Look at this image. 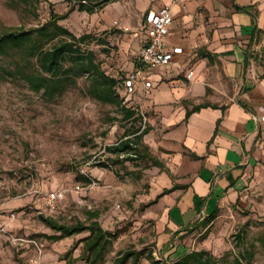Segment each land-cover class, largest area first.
<instances>
[{
    "label": "rangeland",
    "instance_id": "374dc122",
    "mask_svg": "<svg viewBox=\"0 0 264 264\" xmlns=\"http://www.w3.org/2000/svg\"><path fill=\"white\" fill-rule=\"evenodd\" d=\"M140 1L116 0L91 14L74 9L58 23L76 36L89 33L91 39L82 47L94 52L106 74L123 78L141 45ZM69 5L66 0L30 4L0 0V35L40 27L51 12L64 14ZM58 40L37 38L35 45L46 49ZM24 63L37 69L35 55L17 50L0 55V264H65L68 250L74 264H88L80 258V239L89 231L54 240L50 237L58 232L46 224V217L66 225L96 220L116 233L97 264H110L128 250L142 252L136 264H152L149 256L155 264H171L184 253L201 249L221 264H230L235 257L242 264H264L263 208L220 206L212 216L196 219L171 245H158L154 220L145 215L152 175L144 166L149 160H126L110 169L92 165L114 157L105 147L129 126L119 108L94 99L86 75L62 94L47 98L10 74ZM204 77L206 92L216 103L236 95L239 78L226 74L220 62L208 61ZM154 91V97L146 96L155 102L169 98L164 82ZM144 97L137 93L136 99L144 103ZM141 111L147 123L149 113L144 107ZM54 189L63 191L64 197L50 211L43 196ZM126 264H134L131 257Z\"/></svg>",
    "mask_w": 264,
    "mask_h": 264
},
{
    "label": "crops",
    "instance_id": "0c3cea01",
    "mask_svg": "<svg viewBox=\"0 0 264 264\" xmlns=\"http://www.w3.org/2000/svg\"><path fill=\"white\" fill-rule=\"evenodd\" d=\"M161 5L172 15L168 46L183 53L154 68L153 86L138 84L131 103L149 113L142 141L163 163L146 168L152 180L145 215L154 220L157 244L166 246L220 206L264 209V0H141L140 22ZM208 61L239 78L234 98L216 103L206 92ZM163 82L167 100L146 96ZM203 102L210 105L186 116Z\"/></svg>",
    "mask_w": 264,
    "mask_h": 264
},
{
    "label": "trees",
    "instance_id": "16d2710c",
    "mask_svg": "<svg viewBox=\"0 0 264 264\" xmlns=\"http://www.w3.org/2000/svg\"><path fill=\"white\" fill-rule=\"evenodd\" d=\"M13 1V0H9ZM24 4H30L31 0H18ZM70 5L64 14L50 13L47 22L40 27L29 28L28 30L16 29L0 35V55H6L9 50L21 51L23 55L36 56L37 69H29L27 64L15 65L10 74H17L23 79L30 89L41 93L47 98L62 94L68 88L73 87L77 78L86 75L88 78V93L96 100L114 105L119 108L122 120L129 122L120 137L114 143L107 145L105 150L114 157L108 161L97 160L92 165L112 168L115 163L126 160L146 158L149 163L144 166H158L163 168V163L152 156L145 145L142 146V137L149 130L148 125L142 127V115L137 106L131 100H125L122 94V78L110 76L101 69L99 61L95 59V54L91 49L82 47L84 43L91 39L89 33L76 36L58 21L65 18L74 9L94 13L110 2L116 0H66ZM59 40L46 49H38L35 45L37 38L44 40ZM211 59L210 53H203ZM28 62V61H27ZM203 102L193 105L187 109L186 116L200 107L208 106ZM138 123V124H137ZM120 156L121 159H120ZM114 173L118 176L117 171ZM86 181L90 179H86ZM136 178H140L137 174ZM168 190H164L166 192ZM214 211L210 213L212 216ZM48 226L58 232L52 235V239L57 240L72 234L88 230V235L82 237L81 259H85L88 264H97L103 259L104 252L116 237V233L103 229L94 220L89 224L77 222L73 225L58 224L50 217L44 218ZM140 251H124L117 255L110 264H126L131 257L134 264L139 260ZM70 251H66L65 264H74L75 259L69 257ZM152 264L155 260L148 257ZM171 264H221L214 255L205 249L192 250L184 253ZM230 264H242L238 257H235Z\"/></svg>",
    "mask_w": 264,
    "mask_h": 264
},
{
    "label": "built area",
    "instance_id": "2783aa9c",
    "mask_svg": "<svg viewBox=\"0 0 264 264\" xmlns=\"http://www.w3.org/2000/svg\"><path fill=\"white\" fill-rule=\"evenodd\" d=\"M172 15L167 5H161L157 9L145 13L139 28L144 32L145 38L140 45L132 69L122 78V94L125 100H131L137 91L138 84L144 89L151 88V71L157 67H168L172 65L175 57L183 53L179 45L168 46L167 37L170 34ZM193 70H188L185 77L190 79ZM140 112V110H139ZM143 123L145 116L142 112ZM64 194L60 189L48 191L43 196L45 208L52 211L57 202L63 199Z\"/></svg>",
    "mask_w": 264,
    "mask_h": 264
}]
</instances>
